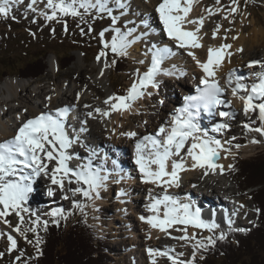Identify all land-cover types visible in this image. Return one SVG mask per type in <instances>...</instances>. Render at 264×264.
<instances>
[{
	"label": "snow or ice",
	"instance_id": "6c2138e0",
	"mask_svg": "<svg viewBox=\"0 0 264 264\" xmlns=\"http://www.w3.org/2000/svg\"><path fill=\"white\" fill-rule=\"evenodd\" d=\"M22 0H0V15L7 17L13 4L20 3ZM37 3V0H31V5ZM194 0H161L156 8L158 19L162 25V31L167 37L174 41L176 46L187 51L188 55L196 62L201 69L203 75L199 79V84L194 90V94H188L183 97V104L176 108L170 114V119L165 121L158 127L155 134L143 136L135 144V163L141 173V179L145 184H151L154 188H160L161 193L154 196V189H149V203L146 205L147 210L152 213L150 216H141L140 219L147 223L152 229H158L168 235V229L175 225H184L183 228H177L184 234L176 239L183 240L185 243L192 245L194 252L192 259L183 261L169 254L171 250L161 251L159 249H148V254L152 257V264H156V257H167L171 264H195L196 252L200 249H207L214 246L216 240L213 236L197 239L195 234L189 236L187 227L191 226L195 229H204L208 232H215L219 228V224L215 219L204 220L201 217V210L194 208L191 203L181 202L178 197L170 195L168 189L180 186V173L188 170L201 168L204 174L220 169L223 166L219 164L221 151H227L231 154V149H225L219 139L209 134V131L221 133L230 128L227 122H220L213 125L211 130L205 128L201 124L202 114L208 117L219 115L223 118H234L236 113L231 111H218L221 106L231 109V100L224 99L225 87L221 86L218 79L220 71L226 57L230 58L233 53L228 49L232 47L230 44H221L219 47L209 46L207 49V58L201 61L197 58L193 49L203 47L201 28L204 24V17L197 19H189L192 11ZM219 3V0H217ZM234 5L230 9V14L238 10V0H232ZM48 9H51V15L47 19H56L57 14L63 16H72L84 18L85 15L96 14L94 18H104L106 15L112 21L110 29L115 35L111 41H104L103 49L96 57L100 61L104 57L103 68H109L115 64V59L111 64L108 63L106 57L110 51L115 56H127L128 49L136 40L141 37H134L135 29H127L122 31L116 27L121 16L125 15L130 8V0H46ZM115 10H120L119 15H114ZM211 14V10H208ZM147 27V21H144ZM187 25H193L192 29H188ZM154 31V30H153ZM219 26L213 32V38ZM144 35H147L145 33ZM103 38L104 32L100 33ZM227 39V37H225ZM236 39V37H233ZM242 51V49H237ZM151 54V62L148 69L140 73L136 70V81L127 90L124 96H110L104 101L110 104L109 110L96 108L95 111L102 116H110L112 111L121 112L131 110L132 105L145 95L151 96L152 92L149 88L158 89L160 87L159 76H176L180 78L186 75L182 69H178L176 65L171 68L163 67L175 53L172 48L167 45L152 44L145 55ZM141 64L143 60L139 61ZM259 66L262 71L254 73L256 81L251 85L244 83V77L236 75L235 70L230 71L226 76V85L231 89L233 97H239L244 101V113H256L260 126L252 127L251 124H244L249 132H255L264 136V61H251L249 68ZM101 71L100 75L103 76ZM246 93V95H240ZM51 103L52 97H47ZM113 100L116 103H111ZM163 104V101H160ZM87 107V105H86ZM71 108L63 107L55 110H46L38 115L26 119L17 129L15 135L8 140L0 142V222L8 225L12 231L19 233L28 243L27 233L35 234V247L37 254L42 255L40 244L43 243L42 237L37 231L41 226L39 217L31 221L29 226L25 227V217L22 213L29 212L25 207L30 194L33 192V183L36 177L45 175L61 192H64L65 183L72 184L75 182L80 185L76 188H69V192L74 196L76 193H82L84 197L93 198V194L99 197L100 190L105 188L106 182L111 173H109L104 164L107 156L101 159L99 165H94L93 160L99 155L96 151L90 150V155L86 158V163L71 166L74 160H80L78 154L70 151L76 143L80 142L79 134H70L68 126V118ZM89 116L93 113L89 112ZM19 118V117H18ZM86 123V121H85ZM146 123V122H145ZM86 131L81 127L80 132ZM75 133V129H71ZM123 135L129 138L137 136L136 132H127ZM232 139H235L233 137ZM252 143H258L252 140ZM231 143V141H226ZM237 148L240 145H236ZM184 155H181V152ZM188 159L192 163L188 164ZM115 164V161H113ZM51 165V167H49ZM170 165V170H169ZM229 167H233L229 165ZM87 186L86 188L84 186ZM196 187V185H193ZM49 196L55 195V190L49 187L47 190ZM120 195H126L121 190ZM68 199L67 193L63 196ZM75 207H80L75 204ZM243 207V206H241ZM259 211V210H257ZM18 217V223L13 228L11 221L7 217L11 214ZM50 215L52 217L64 216L62 210L55 209ZM54 223L58 221L54 220ZM229 231H232L231 225L233 221L227 218ZM44 231H47L48 221L42 222ZM5 233L0 231V238L5 237ZM9 242L8 251L12 252L17 249V239L11 233L6 235ZM149 238H151L149 236ZM226 234L221 233L218 237L220 240L226 239ZM4 255L0 252V258ZM182 255V254H181ZM21 256H17L19 261Z\"/></svg>",
	"mask_w": 264,
	"mask_h": 264
},
{
	"label": "bare ground",
	"instance_id": "6f19581e",
	"mask_svg": "<svg viewBox=\"0 0 264 264\" xmlns=\"http://www.w3.org/2000/svg\"><path fill=\"white\" fill-rule=\"evenodd\" d=\"M40 2V0H37L36 4L40 5ZM160 2L161 0H130V8L127 10L126 14L120 18L127 23V29H135V32L133 33L134 37H141L140 39L147 40L149 48L152 44L161 46L167 45L172 48L175 54L165 61L163 67L171 68L172 65H176L178 69H182L186 72V75L180 78H177L176 76L163 75L158 77L160 86H164V89H166V97L170 101V103H164L167 106L161 107L158 105L153 109H149V102L154 99V95H157L159 91V88H149L148 91L152 92V95H145L143 98L138 99L132 105L131 110L124 111L122 114L121 112L112 111L110 116H102L100 113H97L95 111L96 108H100L102 110L110 109V104L104 103V101L110 96H121L118 93L114 94L110 89L112 88L111 75L113 66L109 68H103V62L105 59L104 57H102L99 62L95 63L93 67H85V60L79 57L78 62L83 64L81 65L79 63L80 67H78L77 71L75 72V74L79 73V79L77 78L78 80L73 77L74 75H70L65 76V80L57 81L56 84L52 85L35 82V95H22L24 87L29 84L27 80H22L20 78H10L0 85V142L11 139L21 125V122L23 123L26 119L38 115L43 111L49 109L55 110L61 106L68 105L73 106L74 109L77 110L76 115L78 117L82 116L83 122L86 121L84 125H80V129L83 127L86 129V131L80 132L79 130L80 142L78 144L80 145V143L86 139L87 146L95 149H98L99 146L104 150V153L110 157V161L107 166H105V168L109 173H111V175L109 176V179L106 183L116 184L117 186V195L120 197L115 201V203L119 204L120 206H116L115 210L117 215L123 217L118 218V221L121 223L123 222L125 225H129L127 223V219L130 213L128 208L131 201V190H136V194L140 193L143 196L135 199L137 203L142 205L146 201L147 204L150 202L149 189H154L152 193L154 196L161 193L160 188H154V186L151 184H140L139 182H136L135 175L137 173V169L131 168L136 164L134 146L139 140L140 134H142V136L155 134L158 130V127L165 121L169 120L170 114L174 109L172 103L177 102L179 97L185 94L184 89H187L188 86L193 85V81H195L194 83L198 82L200 77L203 75L201 69L197 66L192 57L188 55L187 51L183 48L177 47L175 42L170 40L162 31V25L158 21V13L156 12V8ZM222 4L223 2H219L207 8V0H194L192 11L189 14V19H197L202 16L205 18L203 27L201 28V35L203 37L201 42L203 47L199 49H193L197 58L202 62L205 61L209 46L219 47L221 44L232 45L228 51L232 52L233 55L230 58H225L224 63L218 72V79L226 84V76L230 71L235 70L236 74L238 75H243L248 71L250 72V76L253 75L251 74L253 71L255 73L262 71L259 66H253L249 68L248 65L251 60L255 61L260 59V61H264V25L262 23L263 19L259 17V15L252 13L248 9V6H245V9L249 11V15L253 19L252 22L238 23L237 20H235L236 14L231 13L228 16L231 22L227 26V24H225L224 17H221L220 20L218 19L219 16H222L224 13ZM209 9L211 10V14L208 11ZM43 10L48 16L51 15V10H49L46 6L43 7ZM114 12L116 15H119L120 10H115ZM153 20L155 21L153 22ZM144 21H147V27H145ZM218 26L219 31L216 32V36L213 38V32L216 31ZM234 26H236V29H234ZM193 27V25H187L188 29H192ZM127 29H122V31H127ZM145 33H147V35H144ZM112 36L110 39H107L108 42L111 41ZM225 37H227V39H225ZM233 37H236V39H233ZM140 39L136 41H139ZM237 49H242V51H237ZM132 50L133 46L128 49L127 56H130ZM106 59L108 63L111 64L112 61L109 58V53ZM50 64V68L53 70H55L58 66L55 58L51 59ZM148 64L149 65H147V69L150 66V63ZM102 70L104 72L103 76L100 75ZM254 80L256 81V79ZM135 81L136 79L133 82ZM171 82H175L177 88L176 90L177 92H180L179 94L171 90ZM49 96L52 97L51 103H49L47 100V97ZM229 97L234 101L233 104L238 106V104H236L238 103L237 98L233 97L232 95H227L225 99L229 100ZM111 103H116V101L113 100ZM11 105L15 106L11 107ZM238 107L243 110L241 101L239 102ZM89 112H92L93 115L89 116ZM235 116L238 120L241 119L242 122L247 120V118H245L246 116L243 115V112L242 114H236ZM249 124L252 125V123ZM235 127L233 130L239 131L240 127L244 126ZM252 127H257V125H252ZM127 132H136L137 136L134 138H129L128 136L123 135V133ZM216 134H219V136L223 135L222 133H215L214 136ZM215 138L221 141L225 149H231V154H229L227 151H221V157L218 162L223 166V171H220V169H216L215 171L210 170L208 174L205 175L203 169L196 168L195 170L181 172L180 186L169 188L168 193L178 197L181 202L191 203L194 208H199L201 211H213V214H218L219 209L217 207L228 209L229 206L232 205V203H230L227 199L221 198L220 190H222L227 197L234 199L237 198L236 206L239 210L236 212L247 210L249 205H247L246 200L244 201L241 198V194H239L238 191L232 186H226L229 184L228 179L231 176L229 177L225 175V171L230 169L229 165L233 166V160L231 159V156L236 155L240 150L236 146L226 145L228 144L226 141H231V143L233 142L231 138L222 139L221 137H217V135ZM260 138H262L264 141V136L254 132L250 133V139L248 143H240V145H243L244 147L242 146V149H246L248 152L252 150L255 145H257V143H252L251 141L254 139L259 141ZM238 140H242V138L240 137L235 141ZM129 145H132L133 148L132 161H128L127 157L125 156L127 155V152L129 153ZM235 145H238V143ZM70 151L79 155V157L82 159L80 163L87 162L86 157H88V152H81L76 148L72 150L70 149ZM81 155L85 157L83 158ZM181 155H184V153ZM100 161V158H96L93 160V164L99 165ZM113 161H115V164ZM191 163L192 161L188 159V164L190 165ZM75 165L76 164H72L71 166L74 167ZM49 167H51V165ZM196 175L203 176L201 178H197ZM44 176L45 175H41L37 177V180H39L38 184L43 188L42 191L44 195L49 196L47 194L49 187H52L55 190V195L49 196L50 198L48 200H42L41 202L37 203L38 205L47 201H57V195L59 192H61L58 188H56V186L51 184V181L48 179V177L44 181H41ZM37 180L35 179L33 183V194L40 193L39 189L37 190V184H35ZM137 184H139L138 187ZM193 185H196V187H193ZM79 186L80 185H77L75 182L72 184L65 183L64 192L61 193H68L69 188H76ZM84 187L86 188L87 186L85 185ZM121 190H123L126 195L121 196ZM93 198H91L92 204H94ZM96 199L99 200L98 198ZM103 203V199L101 198L98 201L97 209H95V211H100L99 208L103 205ZM213 204L215 206L214 208H212ZM53 205H56V202ZM59 205L61 206V204ZM33 207H35V205ZM27 208L29 209L30 206H27ZM138 212L139 216L136 218L137 223L134 224L136 229L133 230L131 228V247L129 243L126 245V242L124 241L123 245H125V249L122 250L127 252L124 254L122 253V255H131V261L136 260V264H152V257L149 256L148 249H159L161 251L174 249V251H169V254L173 257H177L183 261H189L192 259L194 249H192L191 255L189 256L188 253L183 252L187 243H185L183 240L176 239V237H180L184 234L183 232L177 231L176 229L185 227L184 225H175L168 229V233H170V235H168L159 231L158 229H152L147 223L140 219L141 216L147 217L152 215V213L147 210V207L142 206ZM206 216H209L207 212H203V214H201L202 219H205ZM10 217H12V215L7 217L9 221H11ZM3 230L11 231V233L14 235H20L19 233L12 231L8 225L0 222V231ZM128 231V226H120L117 228L114 236H124L128 238L129 235L124 234ZM202 231L203 229H195L191 227V235L195 234L196 237L200 236ZM149 236L151 238H149ZM172 243L177 244V246H171ZM121 248H123V246H120V251ZM139 248H142V252H140V250L138 251V254H140L138 257L136 255V250ZM156 264H171V261L168 260L167 257H156Z\"/></svg>",
	"mask_w": 264,
	"mask_h": 264
},
{
	"label": "rangeland",
	"instance_id": "374dc122",
	"mask_svg": "<svg viewBox=\"0 0 264 264\" xmlns=\"http://www.w3.org/2000/svg\"><path fill=\"white\" fill-rule=\"evenodd\" d=\"M40 1H41L40 5H38L37 8H34L32 7V5L31 7H29V5L31 4V0H22V2L12 5L9 15L7 17L0 15V85L10 78H20L19 74L22 72L20 68H22L29 62L34 61L40 56H43L48 52L50 53L44 58V62L47 66V68L45 69L47 71L46 73H44L42 77H39L38 79L33 81L30 79L20 78L22 80H27L29 82V84L24 87L22 92V95H26V96L29 94H33V95L36 94L34 87L35 82H39L40 84L52 85V84H56L57 81L65 80V76H70V75L72 76L74 75L73 77H75V79L77 78L79 79V73L75 74V72L77 71L78 67H80L81 64L80 62H78L79 57L85 60V67L88 66L93 67L95 63L99 62L97 61L96 57L103 49L104 41H107V39H110L112 35H115V33L112 31H105V29H110L112 26L111 19L106 15L102 19L94 18L96 14L93 12L91 15H85L84 18L81 19L80 17H72V16L65 17L62 14L58 13L55 20L54 19L49 20L47 19L48 16L47 13H44L43 10V7L46 5V0H40ZM219 2L220 3L223 2L222 8H224L223 10L224 13L222 14V16H219L218 19L220 20L221 17H224L225 24H227L228 26V24L231 22L228 16L230 15V9L234 5L232 4V0H219ZM216 3L217 0H207V8H209L212 5H215ZM245 6H248L249 7L248 9L252 13L259 15V17L263 19L262 23L264 25V0H238V10L235 12L236 14L235 20H237L238 23H244V22L251 23L253 20L252 17H250L249 15V11L245 9ZM114 15H116L115 12ZM40 17H42V19ZM154 21L155 20H153V22ZM116 27L121 28V30L122 29L126 30L128 28V25L124 20L120 18ZM234 29H236V26H234ZM101 32H104L103 38L100 36ZM131 46H133V50L131 51L130 56H123V57L115 56L110 51L108 52L111 61L113 59H115L116 61L115 64L112 65L113 66L112 75H111L112 88L110 89L114 94L118 93L121 96L126 95L127 90L131 87L133 81L137 79L136 70L139 69L141 74L142 72L147 70V65H149L148 59L151 56L150 53H148V55H145V53L148 52V48H149L147 40L140 39L139 41H136L134 45ZM65 54L67 55L74 54L75 59L72 65L69 66L67 65L68 68L64 69L65 68L64 67L63 68L64 71H63V69H59L60 67L59 61L62 59L63 56H65ZM53 58H55L57 61V64L59 66V67L57 66L58 70L57 68L55 70L50 68L51 67L50 61ZM141 60L144 61L143 64L139 62ZM122 62H126V66L123 72L118 73L115 70V67L118 65V63L120 64ZM145 66L146 69H143L145 68ZM254 73L255 72L253 71L251 74ZM176 89L177 88L175 82H171V90L179 94L180 92H177ZM165 90L166 89H164V86L159 87V91L157 95H154V99H152L148 104L149 109H153L158 105L161 107H165L167 106L166 104H164L165 102L170 103L169 99H167L166 97ZM229 100L233 102V100L230 99V97ZM160 101H163V104H160ZM236 104H238L239 106V102ZM12 106L14 107L15 105H11V107ZM238 106H235L234 104V108H233V110L237 115L242 114V110ZM239 121H241V119ZM242 123L243 125H240L238 123L233 126L232 124H229L230 126H232L230 127L231 129L229 128L230 132L226 130L224 132H221L223 134L222 136L216 134L217 137H221L222 139L231 138L233 142L230 144L229 143L226 144L227 146H236L234 141L240 137L242 138V140H244L243 141L244 144L248 143L250 139V133L253 132H249L244 127H240L239 131L233 130V128L235 126L237 127L244 126V124L246 123L248 124L252 123L253 126L257 125L258 127L260 126V122L257 119V114L254 113L251 118H247V120ZM233 137H235V139H232ZM240 146H241L239 147L240 151L236 155L231 156L232 157L231 159L234 160L233 163H235V161L238 160V157L249 158L264 151V141L262 138H260L257 145H255V147L248 152L246 149H242L243 145ZM76 149H78L81 152H88V151L90 152L89 150L90 147L86 145V139L83 140ZM125 156L127 157L128 161L133 160L132 145H129V153L127 152V155ZM82 157L84 158L85 156ZM202 176L203 175H196L197 178L198 177L201 178ZM44 177L41 179V181H44L47 178V176ZM233 179L234 178L231 176L228 179L229 184L226 186L227 187L232 186L234 189H236L238 193L241 194V198L244 201L246 200L247 205H249V208L247 210H242V214L240 215L239 218V223L241 224V227H243L241 231L244 232L248 230L249 227H253L254 225H256L258 214L250 194L251 190L244 191L243 190L244 187L239 186L238 185L239 182ZM38 183L39 180H37L35 184H37L38 186L37 190L39 189L40 193L33 194L32 192L30 194L28 202L25 205L26 208L27 206L33 207L34 205L35 207L33 208H36V206L38 205L37 203L41 202L44 199L48 200L50 198L49 196L44 195L42 191L43 188ZM106 185L107 186L105 188L100 190L99 197H96L94 194V198H93L94 204H92V200L90 198L81 197V196L77 197L78 193L74 195L75 197H73V201L68 200L65 201V203L63 202L62 209L64 210V214H65L64 216L66 217V219L65 218L62 219L67 220V222H71L72 220L76 219L79 216V214L84 213L86 215V218H88L87 221H89L90 224L99 227L96 230L99 232V235L103 236V240L107 243L106 249H108L109 251V258H110L108 264H136V260L131 261V255L129 256L122 255V253L124 254L127 252L122 250L125 249L124 247L125 245H123V243L125 241L126 245L129 243L131 247V239H130L132 232L131 228L133 230L136 229L134 224L137 223L136 218L137 216H139L138 210L142 208V206L146 207L147 201L144 202L143 205L137 203L135 199L141 197L142 195L140 193L136 194L137 192L136 190H131V196H130L131 201L128 208L130 210V213L127 219L128 220L127 223L129 225L127 224L125 225L123 224V222L121 223L120 221H118V218H123V217L117 215V212L115 210L116 206L118 207L120 206L119 204L115 203V201L120 197L119 195H117V186L116 184H110V183H106ZM111 186H115L112 193L110 192ZM138 186L139 184H137V187ZM105 192L108 193L105 195L104 194ZM220 195L222 199H227V196L222 190H220ZM96 198H98L99 200L102 198L104 202L103 205L99 208L100 211L98 212L95 211V209H97V205L99 201ZM62 199H63V195L61 192H59L57 195V201H55L56 205L60 206L58 202L60 201L62 202ZM55 202H51V203L55 204ZM75 204H79L80 207H75L74 206ZM211 212L213 213V211ZM11 215H12V217H10L11 223L13 227H15L18 223V217L14 213ZM22 215H24L25 217V227L29 226L31 224V221L36 219L32 214V212L31 213L25 212L22 213ZM54 220L59 221L58 219L40 218L41 223L43 221H48L49 223V222H53ZM120 226H128L129 231L124 233L125 235H129L128 238L124 236H114V233L117 231V228H119ZM37 231L39 232V234L43 231L42 225L38 226ZM187 231L188 234L191 235L190 226L187 227ZM3 232L6 235L8 233H11V231H7V230H3ZM6 235L4 238H0V252L4 253L3 257L0 258V264H17V263L19 264L22 260L27 258L31 259V257L37 255L34 233L32 232L27 233V240L33 242L31 244L28 243L22 236L18 234L17 235L12 234L17 239V249L13 250L12 252L8 251L9 242L7 241ZM217 235L218 234L216 233L214 234L208 232L205 234H201L196 238L204 239L205 237L213 236V238L216 239ZM120 246L121 247L123 246V248H121V251H120ZM171 246L176 247L177 244L172 243ZM192 249H193L192 245L187 243L185 245V250L183 252L188 253V255L190 256ZM139 250L140 252H142V248L136 250V255L138 257L140 256V254H138ZM202 251H205V249H200V252L196 254L195 264H199V262L203 259L201 255ZM17 256H21V259L19 261L16 260Z\"/></svg>",
	"mask_w": 264,
	"mask_h": 264
},
{
	"label": "trees",
	"instance_id": "16d2710c",
	"mask_svg": "<svg viewBox=\"0 0 264 264\" xmlns=\"http://www.w3.org/2000/svg\"><path fill=\"white\" fill-rule=\"evenodd\" d=\"M49 54L20 68L19 77L32 81L42 77L47 71L44 58ZM74 59V54H65L59 61L61 69L72 65ZM125 66L126 62L118 63L116 71L123 72ZM229 172L244 191L251 190L256 210H259L258 219L256 225L244 232L229 231L224 240L218 236L214 246L202 251L203 259L199 264H264V151L253 157L238 158ZM87 220L81 214L71 222L64 219H60L58 225L50 222L47 231L43 229L39 234L43 240L39 246L42 255L24 259L19 264H108L106 243Z\"/></svg>",
	"mask_w": 264,
	"mask_h": 264
}]
</instances>
